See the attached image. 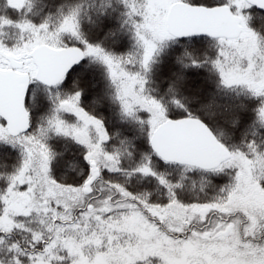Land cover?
Instances as JSON below:
<instances>
[{"label":"snow or ice","instance_id":"snow-or-ice-1","mask_svg":"<svg viewBox=\"0 0 264 264\" xmlns=\"http://www.w3.org/2000/svg\"><path fill=\"white\" fill-rule=\"evenodd\" d=\"M0 264H264V0H0Z\"/></svg>","mask_w":264,"mask_h":264}]
</instances>
